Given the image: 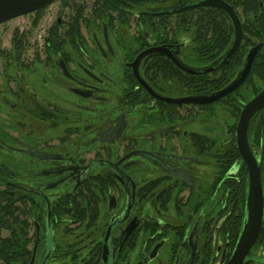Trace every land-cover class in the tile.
I'll return each instance as SVG.
<instances>
[{
    "label": "flooded vegetation",
    "instance_id": "af4514ba",
    "mask_svg": "<svg viewBox=\"0 0 264 264\" xmlns=\"http://www.w3.org/2000/svg\"><path fill=\"white\" fill-rule=\"evenodd\" d=\"M196 1L153 3L137 7L136 12L149 13L152 20L158 15L174 17L190 10L183 8ZM66 10L71 14L65 20L62 16L56 20L60 27L67 25L72 15L71 6H66ZM135 25L139 29L136 22ZM93 26H85L91 36L89 41L84 34L86 61L66 63L63 59L69 75L62 60L55 56L56 65H42L37 85L32 79L31 84H21L19 90L11 93L15 102L8 104L12 115L3 124L0 149L21 153L24 158L13 161L12 155L8 156L11 176L5 181V190L8 203L26 214L25 228L17 230L26 247L19 254L22 261L14 264H203L204 246L209 243L216 247V264L227 261L225 246L229 241L220 237L217 230L226 216V212L220 214V208H225L221 205L220 185L215 186L219 173L217 155L233 140L238 148L240 114L237 119L223 108L233 118L224 128L218 114L212 117L209 110L200 108L206 104H177L156 98L141 80L157 94L169 98L211 93H189L186 76L174 81L168 72L156 71V63L145 62L155 53L145 56L139 65H132L139 53L158 46L152 41V34L146 32L147 40H143L137 30L131 40L134 42L136 36L146 45L142 49L135 47L139 51L134 59L124 60L125 50L117 41L119 35L116 41L112 38V33L118 32H111L104 25L103 46ZM115 42L124 52L117 61ZM188 43L186 34L179 43L160 45L174 46L176 56L187 65L182 52ZM41 48L43 51V43ZM90 48L96 49L101 61L91 58ZM109 58L112 61L105 62ZM46 59L50 62L48 56ZM210 66L212 70H204ZM22 67L31 68V76H39L35 65ZM190 67L198 69L197 73L213 74L219 64ZM62 89L71 94L70 99L63 97L65 105ZM206 117L221 123L223 137L210 134L215 131L214 126H203L200 131V120ZM234 122L237 124L233 139L229 125ZM203 136L214 140L210 150L202 151ZM252 151L260 164L259 152ZM208 156L214 159L215 171L213 180L205 185L200 179V164ZM242 162L249 181L243 157ZM147 163L153 176L144 174ZM241 167L240 162L235 163L226 177L236 176ZM262 182L264 193L263 177ZM208 198L214 200L212 206L205 202ZM14 226L12 223L2 230V236L14 241Z\"/></svg>",
    "mask_w": 264,
    "mask_h": 264
},
{
    "label": "trees",
    "instance_id": "16d2710c",
    "mask_svg": "<svg viewBox=\"0 0 264 264\" xmlns=\"http://www.w3.org/2000/svg\"><path fill=\"white\" fill-rule=\"evenodd\" d=\"M65 6L72 7V15L68 24L60 27L57 21L52 24L44 37L41 51L49 57L51 65H56L54 57L59 56V60H65L66 63L74 61L84 62L83 49L87 47V41L83 33V26L91 27L97 22V26L101 25V29L106 25L112 31H117L118 25L128 27L132 22H136L139 26V37L147 40L145 33L152 34V41L156 45L164 43H179L187 34L191 37L189 49L183 56V61L187 65L202 66L211 65L216 62L228 49L234 39V27L229 15L219 9L212 7H202L190 9L169 17L167 15H158L152 20L149 13L136 12L137 7H143L153 3L163 4L171 3L175 0H82L72 1L61 0ZM235 6L243 23V40L240 48L227 64H219V67L213 74L208 73H184L174 62L160 54H153L145 59V62H154L157 64L156 71L168 72L173 80H180L183 76L187 77L188 92L195 94L212 93L226 86L241 69L249 49L260 42H264V0H227ZM49 5V4H48ZM48 5L35 11L33 25H37L43 17L45 9ZM92 18V20L90 19ZM141 19V22H137ZM27 32L21 31L19 28L14 30L13 46L8 53L0 48L2 55L14 58L16 61L22 59L25 49V39ZM125 38L119 33L117 40L119 45L125 50L124 60H132L144 45L137 40L135 36ZM39 56V53L37 54ZM169 67L159 68V65H167ZM184 74V75H183ZM258 79L260 82H258ZM264 87V47L258 54L252 66L251 73L246 82L235 92L222 98L214 104L201 105L200 108L209 110V115L214 117L217 115L216 105H221L229 111L232 116L238 119L239 114L244 106V102L251 99L260 92ZM138 102V101H137ZM0 104V111H1ZM236 122L229 125L230 135L235 137ZM0 135L3 133L0 131ZM248 135L251 147L259 152L260 167L262 177L264 179V108L257 112L252 118ZM214 140L203 136L200 138V146L202 151L210 150ZM219 161V173L216 185L221 190L220 214L226 212L225 219L221 223L218 232L220 237L229 241L225 246L228 258L231 256L247 216L246 201L248 195V171L242 162L241 154L236 146L235 140L223 152L217 155ZM237 162L242 167L236 176L226 177L230 168ZM10 170L7 163L0 159V210H1V226L2 230L10 227L14 223L16 231H22L25 228L26 214L19 211V208L8 203L6 196L5 182L10 178ZM213 189H218L214 187ZM212 189V190H213ZM209 206L213 205L211 198ZM204 202V201H203ZM219 209V210H220ZM14 234V241L8 237L2 236L0 243V264H14L21 262L22 253L26 244L22 241L23 235L20 232ZM211 239L213 238L215 227L211 230ZM205 256L203 264H216L218 256H216V247L211 243L205 246ZM264 248V222L259 237L255 245L249 253L248 259L244 264H262ZM220 255V254H219Z\"/></svg>",
    "mask_w": 264,
    "mask_h": 264
},
{
    "label": "water",
    "instance_id": "95a60500",
    "mask_svg": "<svg viewBox=\"0 0 264 264\" xmlns=\"http://www.w3.org/2000/svg\"><path fill=\"white\" fill-rule=\"evenodd\" d=\"M56 0H0V24H3L9 20L23 16L25 14L33 13L42 7L53 3ZM200 7H212L226 12L234 27V39L225 53L214 63L216 64H227L230 59L235 55L241 46L243 40V23L234 5L227 0H198L195 3L189 4L183 9H192ZM107 35V32H106ZM264 47V42L253 45L245 58L243 67L238 72L234 80L224 88L213 92L211 94L204 95H190L183 98H169L164 97L154 92L147 84L141 80L142 84L151 92L156 98L169 103H189V104H207L213 103L226 95L236 90L242 85L249 74L251 73L252 66L258 54ZM152 53H157L170 58L180 68L188 71L189 73H197L198 69L190 67L182 63V61L176 56L174 46L172 45H158L150 47L137 55L132 65H139L141 60ZM61 65L67 75L69 71L65 62L62 60ZM213 66L207 67L204 70L210 71ZM264 108V88L258 92L253 98L245 103L239 117L237 126V145L238 149L248 165L249 169V189L247 195V216L244 220L242 231L236 243V246L227 261H221V264H244L248 259L249 253L252 247L257 242L262 225L264 216V193H263V182L261 176L260 164L249 145L248 129L252 118L258 111ZM12 149H16L11 147ZM18 150V149H17ZM143 154H149L148 152H142ZM2 239V226H1V210H0V243ZM158 246L154 248L156 252ZM152 254V258L155 254ZM224 258V256H223Z\"/></svg>",
    "mask_w": 264,
    "mask_h": 264
},
{
    "label": "rangeland",
    "instance_id": "374dc122",
    "mask_svg": "<svg viewBox=\"0 0 264 264\" xmlns=\"http://www.w3.org/2000/svg\"><path fill=\"white\" fill-rule=\"evenodd\" d=\"M70 2L75 1V0H69ZM82 1V0H78ZM91 0L89 1V3ZM71 14V11L66 10V6L64 3L60 0H57L45 9L43 17L39 21L37 25H33V19L35 18V12L25 14L23 16H19L17 18H14L12 20H9L3 24H0V48L2 50L7 51L8 53L10 52V49H12L13 46V35H14V30L16 28H19L21 31H26V39H25V49L24 53L22 55V59L20 61L14 60V58H10L7 55H2L0 53V104L1 106V111H0V120L2 123L0 124V131L4 130V125L7 120L11 118L12 111L9 108V105L11 101L15 100L11 96V93L17 89L19 90V86L22 85H28L31 84V80L33 79V82L37 85V81H40V78L42 77V70L43 66L42 65H51L50 62L46 59V56L44 53L41 52V47L43 43V39L47 34L48 28L50 25L56 21L58 18L62 16V18L65 20L69 14ZM93 30L97 32V35L102 42V30L100 26H97V22L93 24ZM138 30L137 26L135 25V22L133 21L132 24L128 27L118 25L117 32L118 33H112V38L113 41H116V36L122 34L123 37L125 38H131L135 35L136 31ZM83 32L86 37H91L90 34L86 31L85 26H83ZM109 36V34H108ZM110 38V36H109ZM90 41V39H89ZM191 43V37L189 36V43ZM94 44V43H93ZM115 44H117L115 42ZM103 45V42H102ZM114 45V44H113ZM104 46V45H103ZM94 47V45L90 46ZM116 54H118V57H116L114 60L117 61L118 59L123 57V51L121 47L117 44L114 45ZM91 50L88 51L90 54L91 58L92 57H97L98 60L101 61L99 58L100 56L97 54V51L95 48H90ZM189 49V46H187L185 49H183V54H185ZM39 53V56L37 54ZM119 54L122 56L119 58ZM112 59H107L105 62H110ZM22 65H35L37 67V73L39 74L36 76H31V72L33 70L31 68L24 69ZM115 70L112 69L111 72H114ZM22 75V76H21ZM40 77V78H39ZM258 82H260L258 79H256ZM261 83V82H260ZM30 88V87H29ZM61 96H62V105L63 104V97L66 98L68 97L69 99L71 98V94L67 93L62 89L61 91ZM196 109V107H194ZM217 114L219 116V119L222 123V126L224 127L226 124H229L233 118L228 114L227 111L223 109L221 106L216 107ZM137 114H135L136 116ZM201 117V115H200ZM203 117V116H202ZM200 131L204 129L206 126H214L215 131H212L210 134L213 136H218V137H223V131H222V126L221 123H219L215 118L200 120ZM196 127V129H199L197 127V124L193 125ZM205 126V127H203ZM191 128V127H190ZM225 128V127H224ZM63 127L61 128V133H62ZM203 131V130H202ZM201 131V132H202ZM12 155V160L13 161H20L21 158H24V155L18 152H9L8 150H1L0 149V159H2L5 162H9V157ZM9 156V157H8ZM204 163L200 164V179L203 181L205 185L210 183L213 180V175H214V165L213 161L214 159L211 157L204 158ZM146 172L144 174L148 176H153L154 172L150 169V165L147 163L146 164ZM149 165V166H148ZM234 170H236V167H234ZM3 234H6V231H3ZM165 248V247H164ZM166 252V250H165ZM164 252V254H165ZM155 263V262H154Z\"/></svg>",
    "mask_w": 264,
    "mask_h": 264
}]
</instances>
